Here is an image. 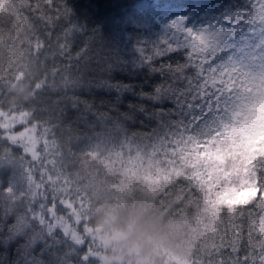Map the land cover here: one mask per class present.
Returning <instances> with one entry per match:
<instances>
[{
    "label": "snow or ice",
    "instance_id": "obj_1",
    "mask_svg": "<svg viewBox=\"0 0 264 264\" xmlns=\"http://www.w3.org/2000/svg\"><path fill=\"white\" fill-rule=\"evenodd\" d=\"M227 2L219 27L194 30L171 12L178 7L174 0H160L155 10L171 15L164 27L156 33L128 29L131 36L127 40L121 33L120 43L132 60L121 61L117 51L118 58L107 61L92 51L95 33L72 55L75 45L70 46L68 36L76 26L69 19L70 9L61 8L56 0H37L35 7L22 0H0V97L10 95L9 81L25 79L23 71H12L11 63L28 61L39 67L27 78L28 97L11 103L0 100V249L6 248L10 257L14 256L12 264H91L93 251L86 226L81 234L58 213L71 209L67 220L74 217L77 223H85L81 211L84 198L76 186L80 181L77 174L69 172L70 153L83 146L91 155L97 129L122 126L148 141L159 138L157 154L167 165L179 159V146L194 145L197 153L214 149L226 130L238 126L233 116L251 104L253 90L264 83V75L240 82L243 103L227 122L210 135H195L201 124L226 113L231 93L239 91L236 81L226 88L229 80H225L227 73L221 65L239 58V49L250 52L255 48L264 54V0ZM53 7L57 9L55 20L48 15ZM40 24L42 28H38ZM59 28H63L65 42L56 37L59 47L54 58L59 66L52 68L50 81L47 64L40 56L52 46L53 33ZM129 62L156 73L148 92L137 93L124 82L121 71ZM57 76L64 80V87L56 86ZM97 96L107 99L97 102ZM229 166L226 161L225 167ZM190 171L194 170L185 168L186 173ZM234 177L220 183L212 204V242L199 264H264V215H260L264 213V151H253ZM193 180L192 176L178 177L185 196L193 192ZM245 187L253 189L254 195L235 203L222 199L225 192ZM77 199L79 208L74 207ZM250 208L260 211L255 213L258 220L249 216L245 248L244 228L236 221L238 214L242 216ZM253 233L258 234L255 241ZM241 250L245 251L243 258Z\"/></svg>",
    "mask_w": 264,
    "mask_h": 264
},
{
    "label": "trees",
    "instance_id": "obj_2",
    "mask_svg": "<svg viewBox=\"0 0 264 264\" xmlns=\"http://www.w3.org/2000/svg\"><path fill=\"white\" fill-rule=\"evenodd\" d=\"M139 1L56 0V4L61 8L65 6L70 9L69 19L76 26L74 34L69 33L68 36L70 46L75 45L72 55L75 56L86 42H90L95 33L94 43L91 45L93 52L98 51L101 56L107 58V61H114L118 58L116 52L119 51L121 61H131L132 58L120 43L119 36L123 33L125 40L131 36L128 29H133L131 24L134 25L133 6ZM174 1L186 11L190 19L204 22L211 30L221 25L222 17L228 10L227 0ZM22 2L33 7L37 4V0ZM40 2L43 3V0ZM43 11L45 9H42ZM56 12L57 9L53 7L48 15L55 20ZM42 27V24L38 25V28ZM57 36L61 37L60 43L65 42L63 28H59L53 33L52 46L40 56L41 61L47 64L50 81L52 68L59 66V61L54 58L59 47L56 42ZM255 54L258 55L257 52ZM9 66L13 72L23 71L25 79H13L7 83L10 95L6 98L0 97L5 103H11L20 97H28L30 89L27 78L39 71L38 65L34 62L17 61ZM105 66L106 63L101 67ZM121 75L129 88H134L139 93L141 90L149 91L153 84L151 78L156 73L150 67L129 62L127 69L121 71ZM56 79L57 87L65 86L61 77L57 76ZM92 95L90 94L89 98ZM101 99L107 97H96L97 102ZM256 123H260L256 134L262 136L264 110L260 111ZM133 131L122 126L101 127L96 130L91 142L110 137L144 139L134 135ZM252 133L254 135L253 130ZM88 151L89 149L81 146L75 154L70 153L69 161V172L74 176L77 174L80 181L76 186H79L84 198L81 211L85 223H77L74 217L67 220L71 209L59 212L58 215L64 216L66 222L81 234L86 226V235L93 251L91 264H199L200 257L207 249L206 242L199 234L201 227L199 216L205 202L203 192L193 185V192L185 196L186 190L178 181V177L154 186H149L142 180L126 183L119 174L110 173L103 161L93 153L87 155ZM2 155L3 149L0 148V156ZM36 179H39L38 175ZM79 205L80 201L77 199L74 207L79 208ZM259 211L258 208H250L242 216L238 214L236 223L244 228L245 248L248 224L251 222L249 216L251 214V219H257L255 213ZM256 238L257 234L253 233V241ZM171 253L179 254L180 258L177 256L176 263L172 261ZM204 255L206 256V253ZM244 255L245 251L241 250L240 257L243 258ZM225 258H228L227 252ZM13 259L14 256L10 257L6 248L0 249V264H12Z\"/></svg>",
    "mask_w": 264,
    "mask_h": 264
},
{
    "label": "rangeland",
    "instance_id": "obj_3",
    "mask_svg": "<svg viewBox=\"0 0 264 264\" xmlns=\"http://www.w3.org/2000/svg\"><path fill=\"white\" fill-rule=\"evenodd\" d=\"M159 2L160 0H140L133 6L135 25L131 24L133 29L139 28L143 31L151 29L153 33H156L164 27L171 15L169 12L155 10ZM174 2L178 7L173 8L171 12L175 16L183 17L188 27L194 30H211L204 22L190 19L186 11L176 1ZM238 51L242 53L239 58H230L221 67L227 73L225 80H229L226 88H231V81H236V88L239 91L234 90L231 93L226 113H221L213 121L205 122L195 130L197 136L210 135L222 122H227L231 112L243 103L244 89L240 82L255 81L264 75V56L257 57L253 50L249 52L239 49ZM129 56L131 57L130 52ZM253 97L251 104L247 105L243 112L233 116L234 121L238 120V126L226 130L214 149L208 148L204 152L197 153L194 145L183 144L177 148L179 159L174 164L162 163L161 156L157 154L160 147L159 138H154L152 141L129 137L97 139L91 142L93 146L91 152L103 161L110 173L119 174L126 183L142 180L149 186H154L166 183L174 177L185 178L186 175L194 177L193 185L203 192L205 198L199 216L201 220L199 234L206 242L205 246L208 247L212 242L213 234L212 204L216 199L221 181L229 176L235 179L234 173L247 162L248 156L253 151H264V134L262 136L256 134L257 127L260 125L256 122L260 111L264 110V83H258L255 86ZM191 129L192 125L189 124V130ZM226 161L230 163L227 168ZM186 167L194 171L186 173ZM250 195H254V190L245 187L241 191L225 192L222 199L227 203H235ZM171 256L174 263L177 262V256L180 258L178 253H171Z\"/></svg>",
    "mask_w": 264,
    "mask_h": 264
}]
</instances>
